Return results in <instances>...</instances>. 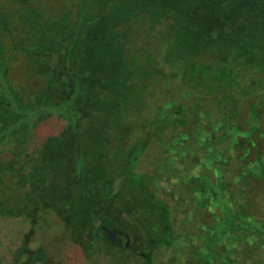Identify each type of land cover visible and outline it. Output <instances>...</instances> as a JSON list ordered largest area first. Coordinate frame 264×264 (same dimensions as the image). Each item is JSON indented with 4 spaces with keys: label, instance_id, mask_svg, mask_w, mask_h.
Masks as SVG:
<instances>
[{
    "label": "rangeland",
    "instance_id": "rangeland-1",
    "mask_svg": "<svg viewBox=\"0 0 264 264\" xmlns=\"http://www.w3.org/2000/svg\"><path fill=\"white\" fill-rule=\"evenodd\" d=\"M94 1L0 0V264H264L263 67L259 86L245 94L211 50L180 71L169 68L163 59L178 60L173 50L185 30L173 26L178 5L167 2L159 24L125 17L127 68L141 75L150 55L166 67L145 86V121L126 125L128 135L117 140L124 117H111L101 130L119 149L99 151L89 168L98 113L73 128L84 112L71 107L89 70H75L67 98L41 93L48 77L70 70L69 41L58 57L63 66L49 65L53 30L65 43L81 25L113 17L112 0ZM167 69L180 73L170 78ZM68 130L72 138L62 144ZM137 144L143 149L130 180L141 176L145 192L131 191L121 173ZM55 196L65 204L56 210L48 206ZM156 207L166 215H153Z\"/></svg>",
    "mask_w": 264,
    "mask_h": 264
},
{
    "label": "trees",
    "instance_id": "trees-1",
    "mask_svg": "<svg viewBox=\"0 0 264 264\" xmlns=\"http://www.w3.org/2000/svg\"><path fill=\"white\" fill-rule=\"evenodd\" d=\"M96 1V0H95ZM94 1V2H95ZM100 1V0H98ZM112 0L111 10L113 16L110 19L105 20L104 17L101 21L96 22L93 20L91 24H83L78 30V38H70L68 35L66 42L62 41L63 35L57 39L58 30H53L54 35L51 36L52 46L50 43H46L49 46L46 47L47 52H51L53 58L48 59L49 65L53 66L56 62H60L63 66L62 59L59 58V53H65L66 45L73 43L70 50V70L65 69L61 73V76L57 74L47 80L46 87L42 89L43 95L50 93L52 96L54 93L64 94V97H69V93L73 89L75 70L78 69L79 73L84 70H89V73L85 75L89 76L87 81H83V85L79 89V94L76 95L71 107L78 108L81 112V118L78 119L73 126L77 128L82 120H89V114L96 112V121L99 125L94 126L93 136L90 134L88 137L91 139L90 145L93 146L96 152V158L91 157L89 165L91 168L96 165L99 151L108 150L112 153L113 150L119 149V143L110 141L106 143V134L104 130H109V119L120 114L123 118V125L120 124L121 120H117L118 125L113 131V135L117 134V140L124 138L126 125H130L134 128L136 123H143L145 120L141 118L139 114L142 112V97L145 96V86L149 84L151 76L155 73L158 74L165 69L166 66H155L156 60L152 55L147 62H142V69L139 71L141 75H136L132 70L127 68V45L132 43V40L127 41L124 37L127 33L125 24V17H137L146 18L153 24H159L162 16L161 11L165 9L167 2L176 4L177 10L172 11L174 16L179 17V20H174V27H178L180 23L185 24L184 40L176 39V45L174 53L178 60L169 61L168 57H165L164 62L169 64V68L179 67L187 61H192L199 53L211 50L209 53L216 52L218 61L226 71L230 72L231 83L242 84L243 93H249L253 90V87H258L259 83H256L257 75L256 69H264V0ZM97 2V1H96ZM98 4V3H96ZM184 4L183 6H179ZM161 6L160 9L157 6ZM164 7V8H163ZM162 8V9H161ZM171 11V10H170ZM108 21V22H107ZM229 22L230 24L229 26ZM232 26V27H231ZM227 28L226 32L222 30ZM73 29V26L71 27ZM205 29V30H204ZM216 29H218L216 31ZM171 31L170 27L166 29ZM220 30V32H219ZM66 32V30L64 29ZM166 36V35H165ZM72 37V36H71ZM71 39V43H70ZM125 39V42L121 41ZM55 40H58L55 42ZM40 41V40H39ZM42 42V41H40ZM56 43H60L59 48H56ZM42 46V44L40 43ZM143 50L144 44H141ZM205 48V51H202ZM214 48L217 51H214ZM148 54V51L145 50ZM165 51V52H164ZM130 53V50H129ZM157 53V52H156ZM165 53V54H164ZM161 54L168 56L167 50L164 48ZM160 53L156 56H161ZM133 55V54H132ZM205 56V55H203ZM212 56H210L211 59ZM159 58V57H158ZM126 61V62H124ZM159 62V61H158ZM95 67V68H94ZM96 70V72H91ZM168 70V69H167ZM172 71L171 69L168 70ZM172 71L170 78H174L179 75L180 72ZM155 72V73H154ZM54 73V72H52ZM159 75V74H158ZM243 76V78H242ZM163 77L160 75L158 79ZM242 78V79H241ZM55 79V80H54ZM263 81V82H262ZM262 87L264 86V80H262ZM231 83H228L231 85ZM60 84L64 85L61 86ZM66 90V93L64 92ZM41 97L40 93L35 97L31 103L35 104ZM94 98V102H87L85 99ZM107 98V100H106ZM103 102V103H102ZM110 108V110L107 109ZM82 114H84L82 117ZM88 115V116H87ZM87 116V117H86ZM92 117V115H91ZM98 119V120H97ZM135 125V126H134ZM98 127V128H96ZM104 127V130H101ZM73 128L71 130H73ZM71 130L65 132L66 134L61 141L62 144H66L67 140L71 139ZM96 130L98 132H96ZM100 130V131H99ZM127 131V130H126ZM118 132V133H116ZM54 138H49L48 141L53 142ZM94 139V140H92ZM90 146V149H92ZM141 148V145H133L130 152L124 157V164L121 173L124 176V181L128 183L130 188L141 189V183H132L130 178L134 172V165L139 159L141 151L137 147ZM80 150V149H79ZM81 152V151H80ZM29 155V159L34 157V153L28 149L26 151ZM122 156V151L118 152V155ZM119 157V158H120ZM113 160L118 158L113 157ZM15 163V162H14ZM13 163V164H14ZM81 165V164H80ZM84 167V165H83ZM25 168H28L25 166ZM79 169V168H78ZM20 171V170H19ZM28 171V169H27ZM79 175L81 174L78 171ZM121 175V174H120ZM144 183V182H143ZM150 185V181L146 182ZM145 189V188H144ZM147 190V189H145ZM59 196H55L53 199L50 197V203L52 209L61 208L65 204ZM58 204H55V202ZM54 202V204H52ZM47 206V207H48ZM49 209V208H48ZM51 209V208H50ZM57 213V212H56ZM153 215H157L162 218L166 215L164 209L156 207Z\"/></svg>",
    "mask_w": 264,
    "mask_h": 264
},
{
    "label": "flooded vegetation",
    "instance_id": "flooded-vegetation-1",
    "mask_svg": "<svg viewBox=\"0 0 264 264\" xmlns=\"http://www.w3.org/2000/svg\"><path fill=\"white\" fill-rule=\"evenodd\" d=\"M144 94H146V91H145V93ZM142 100H144V98L142 97ZM146 108H147V106H145ZM143 110H144V107L142 108ZM142 110V111H143ZM125 133V135H128V131H125L124 132ZM140 145V144H139ZM138 177H140V179H139V181H137L136 183H141V187H142V189H143V191H144V183L143 182H145V181H143V180H141L142 179V177L141 176H138ZM126 182V181H125ZM147 182V181H146ZM155 183L152 181H150V185L149 186H151V188L153 189V188H156L155 187ZM145 192V191H144ZM157 216H158V214H157Z\"/></svg>",
    "mask_w": 264,
    "mask_h": 264
}]
</instances>
